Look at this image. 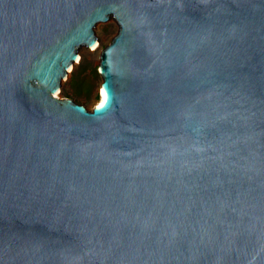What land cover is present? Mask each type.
<instances>
[{
  "label": "water",
  "instance_id": "95a60500",
  "mask_svg": "<svg viewBox=\"0 0 264 264\" xmlns=\"http://www.w3.org/2000/svg\"><path fill=\"white\" fill-rule=\"evenodd\" d=\"M0 264H264V0H0Z\"/></svg>",
  "mask_w": 264,
  "mask_h": 264
},
{
  "label": "rangeland",
  "instance_id": "374dc122",
  "mask_svg": "<svg viewBox=\"0 0 264 264\" xmlns=\"http://www.w3.org/2000/svg\"><path fill=\"white\" fill-rule=\"evenodd\" d=\"M97 36V46H80L78 49L79 61L71 64V70L61 80L58 92L53 95L76 101L86 108H92L99 98L98 88L102 81L99 72L101 50L111 41L118 31V24L113 17L107 21H100L94 27ZM69 66V67H70Z\"/></svg>",
  "mask_w": 264,
  "mask_h": 264
},
{
  "label": "bare ground",
  "instance_id": "6f19581e",
  "mask_svg": "<svg viewBox=\"0 0 264 264\" xmlns=\"http://www.w3.org/2000/svg\"><path fill=\"white\" fill-rule=\"evenodd\" d=\"M96 46H97V42L91 47L95 48ZM75 61L76 62L79 61V55H77V58H76ZM67 69H68V71H70L71 70V66L69 68H67ZM100 87H102V84H100V86L98 88V92H100V95H99V98H98V100H97V102L95 103L94 106H97L99 103H102L104 101V99H105V95H104V93H103V91H102V89ZM57 92H58V89L55 91V94H57Z\"/></svg>",
  "mask_w": 264,
  "mask_h": 264
}]
</instances>
